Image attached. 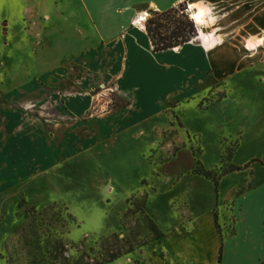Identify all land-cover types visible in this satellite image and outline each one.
<instances>
[{
    "label": "rangeland",
    "instance_id": "rangeland-1",
    "mask_svg": "<svg viewBox=\"0 0 264 264\" xmlns=\"http://www.w3.org/2000/svg\"><path fill=\"white\" fill-rule=\"evenodd\" d=\"M64 1L0 0V55L12 59L10 72L41 67L30 58L38 46L19 40H42ZM179 8L191 19L188 3ZM226 11L213 9L214 24L224 25ZM171 59L170 79L123 112L129 100L115 89L110 109L93 86L88 116L116 120L79 134L51 170L0 189V264H60L50 253L57 240L83 263L154 264L169 251L173 264L216 238L220 257L224 235L246 231L244 216L263 217L264 231V60L224 77L188 69L181 79Z\"/></svg>",
    "mask_w": 264,
    "mask_h": 264
},
{
    "label": "crops",
    "instance_id": "crops-1",
    "mask_svg": "<svg viewBox=\"0 0 264 264\" xmlns=\"http://www.w3.org/2000/svg\"><path fill=\"white\" fill-rule=\"evenodd\" d=\"M184 2L211 10L215 20L205 32L221 42L206 47V40L212 39L201 37L197 28L196 36L177 52H154L145 22L139 28L135 18L143 11H165ZM214 8L227 10L223 26L214 24ZM50 13L42 40H19L26 47L38 46L30 58L39 62V69L10 72L6 66L12 59L8 53L0 55V189L51 170L62 151L82 140L79 134L116 120L88 116L93 86H113L130 101L123 112L170 79L168 58L180 69L181 79L188 69L224 77L263 59L264 46L254 53L243 46L247 40L264 38V0H65ZM242 219L246 231L236 228L225 234L220 257L216 238L212 246L190 248L186 256L181 252L173 264H264L263 217ZM170 255L168 251L155 258L154 264H171Z\"/></svg>",
    "mask_w": 264,
    "mask_h": 264
},
{
    "label": "trees",
    "instance_id": "trees-1",
    "mask_svg": "<svg viewBox=\"0 0 264 264\" xmlns=\"http://www.w3.org/2000/svg\"><path fill=\"white\" fill-rule=\"evenodd\" d=\"M182 4V3H181ZM181 4L177 6L180 7ZM172 7L165 11L150 10L151 17L145 21V32L150 39L154 52L168 50L190 42L196 31L194 21L179 7ZM200 173L207 177L211 174L208 171L200 170ZM216 182V180H214ZM34 212V211H33ZM161 233H157L155 238H159ZM51 257L60 264H88L78 259H68L63 255L62 243L57 240L52 248ZM113 260V256L109 261Z\"/></svg>",
    "mask_w": 264,
    "mask_h": 264
},
{
    "label": "bare ground",
    "instance_id": "bare-ground-1",
    "mask_svg": "<svg viewBox=\"0 0 264 264\" xmlns=\"http://www.w3.org/2000/svg\"><path fill=\"white\" fill-rule=\"evenodd\" d=\"M189 10L192 20L195 22V24L198 27V34L203 38L212 39L213 36L203 30L204 27H207L209 24H212L215 20V17L213 16L211 10L208 7L198 3H191L189 5ZM147 17H148L147 12L143 11L142 13H140L135 18L136 25L139 28H143L144 21L147 19ZM213 39L206 40L207 42L205 43L206 47H208L211 44H219L221 42V40H213ZM263 46H264V38H260L256 40H247L246 44L243 47L248 53H254L255 50H258ZM177 50L178 47L171 48L172 52H177Z\"/></svg>",
    "mask_w": 264,
    "mask_h": 264
},
{
    "label": "built area",
    "instance_id": "built-area-1",
    "mask_svg": "<svg viewBox=\"0 0 264 264\" xmlns=\"http://www.w3.org/2000/svg\"><path fill=\"white\" fill-rule=\"evenodd\" d=\"M98 88L104 90L103 92H105V94H103L105 97H107V104H106V107L108 108H112L115 106V103L111 98V96L113 95V93L115 92V89L114 87H106L104 86L103 84H99Z\"/></svg>",
    "mask_w": 264,
    "mask_h": 264
}]
</instances>
